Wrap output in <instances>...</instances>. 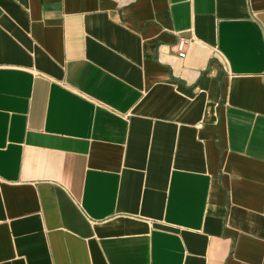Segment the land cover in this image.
<instances>
[{"label":"crops","instance_id":"crops-1","mask_svg":"<svg viewBox=\"0 0 264 264\" xmlns=\"http://www.w3.org/2000/svg\"><path fill=\"white\" fill-rule=\"evenodd\" d=\"M0 264H264V0H0Z\"/></svg>","mask_w":264,"mask_h":264},{"label":"built area","instance_id":"built-area-1","mask_svg":"<svg viewBox=\"0 0 264 264\" xmlns=\"http://www.w3.org/2000/svg\"><path fill=\"white\" fill-rule=\"evenodd\" d=\"M188 41V38L178 35L177 47L181 56H185L186 54V46L188 44Z\"/></svg>","mask_w":264,"mask_h":264}]
</instances>
